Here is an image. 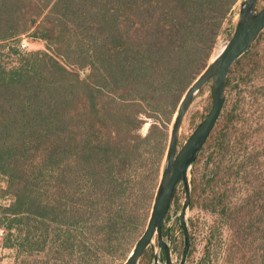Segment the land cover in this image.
I'll list each match as a JSON object with an SVG mask.
<instances>
[{
    "label": "trees",
    "instance_id": "obj_1",
    "mask_svg": "<svg viewBox=\"0 0 264 264\" xmlns=\"http://www.w3.org/2000/svg\"><path fill=\"white\" fill-rule=\"evenodd\" d=\"M236 2L0 0V43L28 34L46 45L15 51L13 66L0 59V178L12 198L0 204V225L15 231L8 245L35 254L49 245L60 264H71L75 248L92 263L115 257L153 198L167 123ZM263 35L236 61L238 74L230 71L227 106L191 175V193L202 191L229 229L222 264H264V177L256 174L264 145L246 150L243 106L258 98L245 93L242 113L231 99L238 85L264 91L253 86ZM144 116L163 118L162 130L153 124L142 136ZM237 183L248 195L239 206L231 202Z\"/></svg>",
    "mask_w": 264,
    "mask_h": 264
},
{
    "label": "rangeland",
    "instance_id": "obj_2",
    "mask_svg": "<svg viewBox=\"0 0 264 264\" xmlns=\"http://www.w3.org/2000/svg\"><path fill=\"white\" fill-rule=\"evenodd\" d=\"M246 0H237L233 7V12L229 16V19L222 27L217 42L211 58L209 59L208 65L214 60L217 52L220 48H224L227 42L230 40L233 32L235 30L237 21L240 17V10L243 2ZM264 7V0H258L257 11ZM264 31V30H263ZM262 31V32H263ZM263 43L261 45V52L264 54V35ZM24 45V47H23ZM254 45V44H253ZM252 45V46H253ZM252 48V47H251ZM250 48V49H251ZM46 49V45L43 41L35 40L27 35L21 36L17 41L9 43H0V59L5 63L10 64V66L16 65V60L18 55L13 54L18 51L20 54L32 52V51H43ZM249 49V50H250ZM260 50V47L258 48ZM261 70L257 72L254 77V88L261 87L264 85V58ZM236 63V62H235ZM232 66L230 69L234 71L233 75L236 76L241 67V63ZM207 65V66H208ZM82 77L86 75V71H79ZM230 73V72H229ZM229 76V75H228ZM198 77V76H197ZM241 86L238 85L231 95L232 101L238 100L239 112L242 113L241 100L245 96V93L255 95L258 100L253 103V98L246 97L244 106L245 117L247 118L246 124L248 129L247 134V151L254 153L263 148V132H264V91H247L248 88H243L241 91ZM184 96V94H183ZM182 96V97H183ZM182 99V98H181ZM229 99V88L227 87V101ZM181 101V100H180ZM180 103V102H179ZM225 104V108L226 105ZM212 105L211 97V82L205 84L201 90L194 96L187 113L183 119L180 131H179V142L178 149L186 142L189 136L193 133L195 128L199 123L207 116ZM179 106V104H178ZM178 106L172 115L170 122L167 123V141L165 144V157L161 165V171L158 178L155 181V186L153 188V198L149 203H146L139 209L138 219L132 229V232L125 239L123 245L121 246L119 252L115 257H105L99 254V260L92 263L91 259L81 260L83 253L78 252V248L73 251V256L70 257L71 264H124L133 248L136 245L137 240L140 238L144 232L154 203V199L157 193V189L161 180L163 169L166 165V154L169 145V138L171 133L172 124L178 110ZM224 108V110H225ZM223 110V113H224ZM222 113V115H223ZM221 115V116H222ZM144 124L140 130L142 136H145L153 124L158 125V128L162 130L164 123L163 118L146 117L144 116ZM221 118V117H220ZM220 121V119H219ZM218 121V122H219ZM218 124V123H217ZM217 126V125H216ZM216 128V127H215ZM209 140V139H208ZM207 143V142H206ZM203 150V149H202ZM202 152V151H201ZM200 152V154H201ZM246 153V152H245ZM199 154V155H200ZM237 154H240L237 151ZM241 153L238 156H242ZM261 173L256 174L263 178L264 177V159L260 161ZM194 165V164H193ZM192 169L189 172V180L191 185V175ZM242 170V169H239ZM238 170V171H239ZM255 176V174H254ZM232 186V185H230ZM235 190H233V197L231 202L235 206L241 205L247 199L246 191H243V185L235 184ZM6 189V179L0 178V204L7 205L11 202V196L6 195L4 190ZM205 194L202 191H198L194 195L191 193L190 205L186 211L185 219L188 226V231L190 235L191 245L188 256L186 258L185 264H222L224 255L226 253L227 239L229 237V229L226 224L221 221L220 217L215 213L211 212L210 209H206L205 205ZM185 200V190L183 185H179L171 203V206L165 217L160 236L155 233L150 245L143 252L138 260L137 264H166V258L164 249L161 243L167 244L170 249V256L172 264H179L183 250H184V235L180 225V213L182 205ZM246 210V209H245ZM15 231H9L6 225H0V264H60V261L54 260L51 257L54 256L53 252L50 250L49 245L46 249L35 254L32 252H27L23 250L16 249L8 245V239L10 235L14 237ZM15 238V237H14Z\"/></svg>",
    "mask_w": 264,
    "mask_h": 264
},
{
    "label": "water",
    "instance_id": "obj_3",
    "mask_svg": "<svg viewBox=\"0 0 264 264\" xmlns=\"http://www.w3.org/2000/svg\"><path fill=\"white\" fill-rule=\"evenodd\" d=\"M257 3L258 0L243 2L233 35L224 46L223 51L194 80L182 97L172 124L166 165L162 172L147 226L124 264H137L143 252L150 245L155 233L160 236L165 217L179 185H183L185 190V200L179 217L184 235V250L179 264H185L191 245L185 219L191 201L189 172L214 131L225 108L230 69L252 47L264 30V7L257 11ZM208 82H211V108L207 116L177 151L179 131L187 110L194 96ZM161 246L164 249L166 264H172L169 247L165 243H161Z\"/></svg>",
    "mask_w": 264,
    "mask_h": 264
},
{
    "label": "bare ground",
    "instance_id": "obj_4",
    "mask_svg": "<svg viewBox=\"0 0 264 264\" xmlns=\"http://www.w3.org/2000/svg\"><path fill=\"white\" fill-rule=\"evenodd\" d=\"M222 51H223V48H220L219 51L217 52L215 58H217L221 54Z\"/></svg>",
    "mask_w": 264,
    "mask_h": 264
},
{
    "label": "built area",
    "instance_id": "obj_5",
    "mask_svg": "<svg viewBox=\"0 0 264 264\" xmlns=\"http://www.w3.org/2000/svg\"><path fill=\"white\" fill-rule=\"evenodd\" d=\"M23 47H24V45H23Z\"/></svg>",
    "mask_w": 264,
    "mask_h": 264
}]
</instances>
